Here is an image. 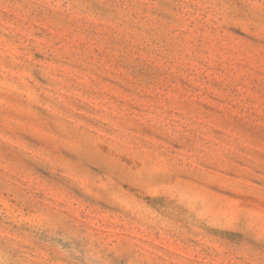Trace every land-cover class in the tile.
Instances as JSON below:
<instances>
[{
    "label": "rangeland",
    "instance_id": "obj_1",
    "mask_svg": "<svg viewBox=\"0 0 264 264\" xmlns=\"http://www.w3.org/2000/svg\"><path fill=\"white\" fill-rule=\"evenodd\" d=\"M0 264H264V0H0Z\"/></svg>",
    "mask_w": 264,
    "mask_h": 264
}]
</instances>
